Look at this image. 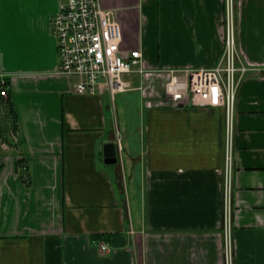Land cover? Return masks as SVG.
<instances>
[{
    "label": "crops",
    "instance_id": "crops-1",
    "mask_svg": "<svg viewBox=\"0 0 264 264\" xmlns=\"http://www.w3.org/2000/svg\"><path fill=\"white\" fill-rule=\"evenodd\" d=\"M61 1L0 0V264H223L225 109L177 104L165 83L167 69L218 63L225 0H100L147 71L125 74L130 88L113 99L77 94L57 72ZM234 8L239 55L264 68V0ZM233 118V263L264 264V70L244 75Z\"/></svg>",
    "mask_w": 264,
    "mask_h": 264
},
{
    "label": "built area",
    "instance_id": "built-area-1",
    "mask_svg": "<svg viewBox=\"0 0 264 264\" xmlns=\"http://www.w3.org/2000/svg\"><path fill=\"white\" fill-rule=\"evenodd\" d=\"M235 0H225V37L219 61L213 67L167 69L165 96L177 104L225 109V180L221 229L223 264L233 263V138L235 95L244 75L264 70L244 62L236 42ZM50 30L57 42V72L73 78L77 94L102 93L111 98L130 88L125 74H146L139 49H126L120 23L100 0H63L53 15ZM8 77L0 73V96L7 97ZM132 232V230L130 231ZM102 252L107 244L99 243Z\"/></svg>",
    "mask_w": 264,
    "mask_h": 264
},
{
    "label": "rangeland",
    "instance_id": "rangeland-1",
    "mask_svg": "<svg viewBox=\"0 0 264 264\" xmlns=\"http://www.w3.org/2000/svg\"><path fill=\"white\" fill-rule=\"evenodd\" d=\"M234 16H235V9H234ZM234 26H235V28H234V30H235V32H236V18H235V24H234ZM224 30H225V27H224ZM125 78V77H124ZM118 96L116 95V98H117ZM116 104V108H117V110H118V115H117V118H118V123H119V126H118V132H117V136L119 135V132H120V136H121V141H122V143H123V138H122V136H123V134L125 133L124 131H121V128H122V126H123V123H124V108H123V106L124 105H119V103H115ZM127 104H131V103H127ZM121 106V107H120ZM122 108V109H121ZM119 116V117H118ZM131 125H133V124H131ZM134 126L133 127H128V130H131V132L133 133L134 132ZM123 132V133H122ZM134 134V133H133ZM119 136V137H120ZM128 174L129 173H125V175H126V179H127V177H128V179H129V176H128ZM128 197H129V202H130V208H131V221L132 220H136V216H137V214H138V202H139V200H138V195H137V192H136V190L133 188V187H131V186H129L128 187Z\"/></svg>",
    "mask_w": 264,
    "mask_h": 264
},
{
    "label": "trees",
    "instance_id": "trees-1",
    "mask_svg": "<svg viewBox=\"0 0 264 264\" xmlns=\"http://www.w3.org/2000/svg\"><path fill=\"white\" fill-rule=\"evenodd\" d=\"M132 105L134 106V104H132ZM131 106L130 107L128 106L127 109L129 111V114H130V119H131L132 123H134V121H133V112L134 111H133V107H131ZM9 117H12V119L10 120V130H11L10 132H16L18 127H17V121L15 119V115L11 114V116H10V114H9ZM0 134H3L4 140L8 139V132L6 129L0 128ZM16 166H17V168L19 167L21 174L26 175L25 165L21 161H19L16 164Z\"/></svg>",
    "mask_w": 264,
    "mask_h": 264
},
{
    "label": "water",
    "instance_id": "water-1",
    "mask_svg": "<svg viewBox=\"0 0 264 264\" xmlns=\"http://www.w3.org/2000/svg\"><path fill=\"white\" fill-rule=\"evenodd\" d=\"M104 162L107 164H115L117 162V151L115 143L110 141L103 145Z\"/></svg>",
    "mask_w": 264,
    "mask_h": 264
}]
</instances>
